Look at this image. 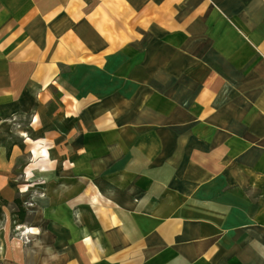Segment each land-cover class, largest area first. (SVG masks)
I'll list each match as a JSON object with an SVG mask.
<instances>
[{"label": "crops", "instance_id": "obj_1", "mask_svg": "<svg viewBox=\"0 0 264 264\" xmlns=\"http://www.w3.org/2000/svg\"><path fill=\"white\" fill-rule=\"evenodd\" d=\"M0 264H264V0H0Z\"/></svg>", "mask_w": 264, "mask_h": 264}, {"label": "rangeland", "instance_id": "obj_2", "mask_svg": "<svg viewBox=\"0 0 264 264\" xmlns=\"http://www.w3.org/2000/svg\"><path fill=\"white\" fill-rule=\"evenodd\" d=\"M30 164L32 161H29ZM34 170H24L22 171V177L24 181L28 183L27 187L31 188V192L34 199H40L45 196V181L41 178L33 179ZM27 188V189H28ZM26 191V190H25ZM26 209L36 207V200L24 202L22 204ZM37 231L29 227H16L13 232H11L12 236L20 242L21 246H26L30 243V237L35 235Z\"/></svg>", "mask_w": 264, "mask_h": 264}, {"label": "trees", "instance_id": "obj_3", "mask_svg": "<svg viewBox=\"0 0 264 264\" xmlns=\"http://www.w3.org/2000/svg\"><path fill=\"white\" fill-rule=\"evenodd\" d=\"M14 203H17V204H19V202H18V201H16V200H15V202H14ZM20 211H21V210H20ZM21 212H22V211H21ZM21 212H20V213H21ZM23 213H24V212H22V214H23ZM21 216H22V215H21Z\"/></svg>", "mask_w": 264, "mask_h": 264}]
</instances>
